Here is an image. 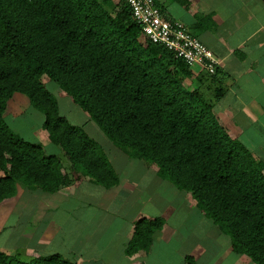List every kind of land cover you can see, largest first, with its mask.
I'll return each mask as SVG.
<instances>
[{
  "label": "trees",
  "instance_id": "1",
  "mask_svg": "<svg viewBox=\"0 0 264 264\" xmlns=\"http://www.w3.org/2000/svg\"><path fill=\"white\" fill-rule=\"evenodd\" d=\"M192 75L182 57L145 36L126 0H0V200L18 182L54 192L82 174L107 187L120 181L104 146L61 113L48 76L117 146L191 192L236 252L264 264V161L219 122L213 97L221 93L203 88L206 75L191 87ZM15 92L44 113L42 127L68 154L71 173L6 120ZM164 223L137 219L127 253L148 250ZM0 264L76 262L59 253L23 261L0 250Z\"/></svg>",
  "mask_w": 264,
  "mask_h": 264
},
{
  "label": "crops",
  "instance_id": "2",
  "mask_svg": "<svg viewBox=\"0 0 264 264\" xmlns=\"http://www.w3.org/2000/svg\"><path fill=\"white\" fill-rule=\"evenodd\" d=\"M156 2L165 16L182 21L220 60L214 74L192 68L190 79L199 81L198 86L207 73L203 88L221 93L213 97L219 122L264 161V0ZM61 95L68 97L65 91ZM30 104L29 97L15 92L5 118L8 112L18 116ZM67 104L77 113L74 123L95 139L103 137L120 181L107 187L82 174L54 192L18 182L16 193L0 200V250L23 261L59 253L76 264H257L233 249L231 236L206 216L191 192L160 176L149 161L116 146L72 99ZM43 121L35 125V139L30 140L58 154L64 171L71 173L68 154L51 141ZM133 159V172L143 168L155 178L141 182L123 177L121 169ZM142 216H163L165 223L148 250L128 254L134 223Z\"/></svg>",
  "mask_w": 264,
  "mask_h": 264
},
{
  "label": "built area",
  "instance_id": "3",
  "mask_svg": "<svg viewBox=\"0 0 264 264\" xmlns=\"http://www.w3.org/2000/svg\"><path fill=\"white\" fill-rule=\"evenodd\" d=\"M132 15L142 25L143 32L150 40L163 44L176 56L182 57L191 67L199 65L214 74L220 64L213 50L194 35L185 24L163 14L156 0H126Z\"/></svg>",
  "mask_w": 264,
  "mask_h": 264
},
{
  "label": "rangeland",
  "instance_id": "4",
  "mask_svg": "<svg viewBox=\"0 0 264 264\" xmlns=\"http://www.w3.org/2000/svg\"><path fill=\"white\" fill-rule=\"evenodd\" d=\"M192 68L194 70L200 69L199 65H193ZM203 74L207 75V73H204V72H203ZM45 77H46V79H44V80H45L47 87L53 91V93L57 96V98L59 100L61 113L65 114L68 117V119L72 122L77 120V118H75L77 113L75 112L74 109H72L67 104V101H71V98L69 96L66 98L64 96H62L61 91H64V90L60 87V85H58V83L56 81L50 79L48 76H45ZM185 82L188 85H190L191 87H195V84L197 85L199 83V81H196L195 79H190V78H187ZM24 95L27 96L26 94H24ZM23 107H25V106H23ZM43 119H44V113L41 110L35 108L32 104H30L28 107L24 108V112H22L18 116H13L12 114H9V112H8L7 117H6V120L9 122L11 127L15 131H17L18 133H20L21 135H23L25 138H27L29 140L35 139L34 138V127H35V125H37V126L41 125V122L43 121ZM102 132H104V131L102 130ZM96 139L100 143H102L103 146L104 145L106 146V144L103 140V137L101 138V136H99V137L97 136ZM46 151H49V150L46 149ZM135 160L136 159H133V161L128 162L129 166L121 169L123 177H127V176L132 177L133 179H135L137 181H141V182L149 181V180H152L153 178H155L154 177V176H156L155 173L153 175V173L147 172L143 168H138V170H135V172H133V170H134L133 168H134V165L136 162ZM145 163L148 164V162H145ZM120 174H121V172H120ZM144 192H145V190H144Z\"/></svg>",
  "mask_w": 264,
  "mask_h": 264
}]
</instances>
